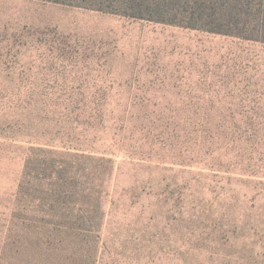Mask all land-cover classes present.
I'll return each instance as SVG.
<instances>
[{"label":"rangeland","instance_id":"374dc122","mask_svg":"<svg viewBox=\"0 0 264 264\" xmlns=\"http://www.w3.org/2000/svg\"><path fill=\"white\" fill-rule=\"evenodd\" d=\"M0 264H264V43L0 0Z\"/></svg>","mask_w":264,"mask_h":264},{"label":"trees","instance_id":"16d2710c","mask_svg":"<svg viewBox=\"0 0 264 264\" xmlns=\"http://www.w3.org/2000/svg\"><path fill=\"white\" fill-rule=\"evenodd\" d=\"M38 1L264 43V0ZM64 170L54 171L52 165L47 166L34 159H29L25 167L23 181L30 182L32 180V183H36L42 176L41 181L47 180L51 183L43 196V202H40L41 205L37 209L29 211L33 216L38 217L40 222L48 226L65 224L62 221L58 223L54 221L56 219L59 221V214L65 215L67 211L62 204L64 195L66 193L78 195L81 192L78 189L80 183L77 175L68 179L63 173ZM38 171L41 172L38 173ZM49 231L50 235L54 232L52 229Z\"/></svg>","mask_w":264,"mask_h":264}]
</instances>
